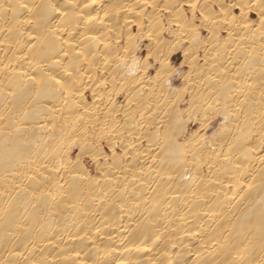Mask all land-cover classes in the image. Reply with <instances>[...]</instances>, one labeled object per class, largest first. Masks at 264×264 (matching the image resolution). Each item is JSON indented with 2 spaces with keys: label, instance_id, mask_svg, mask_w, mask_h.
Instances as JSON below:
<instances>
[{
  "label": "bare ground",
  "instance_id": "obj_1",
  "mask_svg": "<svg viewBox=\"0 0 264 264\" xmlns=\"http://www.w3.org/2000/svg\"><path fill=\"white\" fill-rule=\"evenodd\" d=\"M0 264H264V0H0Z\"/></svg>",
  "mask_w": 264,
  "mask_h": 264
},
{
  "label": "rangeland",
  "instance_id": "obj_2",
  "mask_svg": "<svg viewBox=\"0 0 264 264\" xmlns=\"http://www.w3.org/2000/svg\"><path fill=\"white\" fill-rule=\"evenodd\" d=\"M144 56V54L142 53L141 54V57H143ZM179 62H180V57H179V55L178 54H175L172 58H171V63H172V66H174L175 67V69H180L179 68ZM173 67V68H174ZM177 75H175L174 76V80L176 81V83L174 84L175 86H179V84H180V80H179V78H178V76L176 77ZM196 127V124H194V126L191 128V130H193V128H195ZM213 128H215V126L213 127ZM107 151V150H106ZM74 153L75 152H73V154H72V157L74 156ZM85 163H84V165H85V167L86 168H89V170L92 168V166H91V164H89V161L88 160H85L84 161ZM88 166V167H87ZM91 166V167H90Z\"/></svg>",
  "mask_w": 264,
  "mask_h": 264
}]
</instances>
